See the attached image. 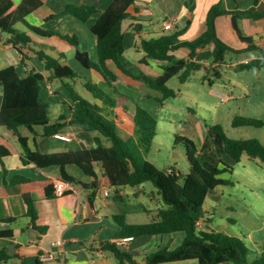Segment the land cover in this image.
<instances>
[{
	"label": "trees",
	"instance_id": "1",
	"mask_svg": "<svg viewBox=\"0 0 264 264\" xmlns=\"http://www.w3.org/2000/svg\"><path fill=\"white\" fill-rule=\"evenodd\" d=\"M82 1V0H75ZM100 1V0H93ZM137 0H114L104 12L94 6L68 5L61 15L50 19L70 15L87 22L94 15L100 14L91 32L97 39V61H93L90 54L80 50V43L76 36L60 33L49 34L46 30L28 23L27 16L30 12L25 6H20L14 11L13 0H0V29L9 35V41L22 58V63L37 58L43 65L48 78L35 69L30 70L26 76L18 74L14 66L0 71V83L4 91L3 106L0 113V130L3 135L15 140L23 149L22 162L26 165L35 164L39 168L60 166L62 181L71 184H82L69 176L65 167L70 164L78 166L86 175L96 177V166H100L105 183L108 187L118 190L123 187L139 188L146 183H152L158 190L162 206L148 223L130 224L125 215L114 217L120 232L115 241L106 244L103 249L112 253L120 264H164L187 261H198L200 264H264V255L249 261V249L245 243L235 237L220 232H206L201 225L205 222V204L211 192L227 181L221 175L232 172L231 165L220 161L224 169L208 168L194 140L186 136H177L176 145H183L186 149L190 172L183 175L174 167L166 171L159 170L148 160V154L157 136L158 122L147 111L139 108L132 117L134 133L124 139L118 135L119 115L122 104L119 99L111 96L93 82L86 80L85 89L93 96L94 101L84 99L76 89L77 79H85L61 60L46 51V47L34 40L57 37L76 49L75 58L86 70L94 71L100 75L113 93L118 92L119 73L145 84L149 89L158 92L161 103L176 98L177 92L169 88V82L178 78L181 84L187 83L191 77L203 67L198 61L202 50L213 47L212 65L223 62L228 54L258 52L260 57L241 63L237 66L239 71L261 70L264 68V49L254 43L252 37L244 36L241 23L244 20L259 21L264 19V12L256 8L242 11H226L223 4L214 5L206 18V31L197 39L183 41L180 38L189 29L196 0H187L185 7L188 18L185 27L172 35H164L154 39L141 38L136 45L142 58L141 65H149L150 61L162 64L163 73L152 77L141 72L126 58L125 36L123 22L132 18L131 8ZM239 5L242 0H235ZM258 0H256L257 2ZM40 4H37V6ZM232 16V24L240 41L246 45L243 50H236L225 43L218 35L216 20L221 16ZM141 23L142 21H137ZM23 25L25 31L17 29ZM137 35L142 30L139 24H132ZM187 51V58H178L175 54ZM208 71L207 74H210ZM220 76V74H218ZM46 79L52 83L58 80L69 92L74 109L72 119L52 122L50 104L45 98L43 83ZM206 79V76L205 78ZM124 112L127 109L122 108ZM68 125H74L84 132L96 134L95 146L91 149L69 151L56 154H44L30 147L29 139L23 136L21 129L34 133L35 128L43 129V136L51 137L60 134ZM233 127H264V122L254 118L235 117ZM212 131L218 134L223 142L224 151L235 162H240L244 155L256 159L264 164V144L258 139L235 140L230 139L222 126L217 125ZM9 148L0 143V161L9 157ZM5 175L7 170L4 166ZM6 185H20L23 188L22 198L26 206V217L35 226L38 211L37 202L40 200L54 199L56 186L52 181L33 182L23 176H15L10 182L5 177ZM86 187V185H83ZM70 194L66 192L65 195ZM17 218H2L0 221L13 224ZM41 233L46 228H38ZM177 233L184 234L183 243L176 249H163L145 257L143 262L128 251H125L118 241L126 238L162 237ZM1 238H12L13 231L0 232ZM14 256L10 249L0 250V264L8 263Z\"/></svg>",
	"mask_w": 264,
	"mask_h": 264
},
{
	"label": "crops",
	"instance_id": "2",
	"mask_svg": "<svg viewBox=\"0 0 264 264\" xmlns=\"http://www.w3.org/2000/svg\"><path fill=\"white\" fill-rule=\"evenodd\" d=\"M113 1L114 0H13L15 5L14 11L20 6H25V9L30 10L27 16L29 24L44 29L50 22L57 21L67 25V27L65 26L64 28L65 33H67L66 35H69V32L72 31L78 40L80 37L77 34V29L73 27V24L79 27V23L75 21L76 18L74 19V17L70 15H64L55 19L50 18L64 13L68 5L94 6L99 12H104L111 6ZM186 1L187 0H137L130 10L132 18L124 21L122 25L126 51L128 48L136 49V45L140 43L141 38L146 39L144 37V25L149 24V26H152L151 24L155 19L162 20L163 27L154 29V37L151 39L164 35H172L176 31L182 30L188 18V11L185 7ZM219 3L223 4V8L226 11H234L236 8L242 11L256 8L259 12H264V0H258L257 2L256 0H242L239 2V5L235 0H196V9L194 11L192 23L180 39L183 41H192L200 37L206 31V18L210 9ZM37 4L40 5L37 6ZM95 16L98 17L93 23H90V30L99 19L100 14L94 15L91 19ZM91 19L87 21V24ZM137 21L142 22L139 23ZM169 21L172 22V28L166 29L165 22ZM134 23L140 25L142 30L141 34L137 35L133 30L132 24ZM216 28L219 37L229 46L236 50H243L246 48V45L240 41L234 29L232 16L226 15L219 17L216 20ZM241 29L244 36L252 37L255 45L264 49V19L259 21L244 20L241 23ZM33 38L36 42L43 44L47 52L53 49L46 43V41H51V38H49L50 40H47L48 38ZM212 50L213 47L202 50L198 56V61L203 64L210 60ZM175 55L178 58H187L188 52L182 50ZM138 56L139 58L137 60L139 61L142 58V54H138ZM75 61L77 62L76 58ZM10 66H14L18 74L22 77L26 76L32 69L43 73L46 78L49 76V73L44 70L42 63L37 58L23 64L20 54L9 41V35L2 32L0 29V71ZM144 66L153 73V75H150L152 77H158L163 73L162 64L156 61H150L149 65ZM216 66L217 65L214 67ZM77 67H80L83 72L87 74H92L90 72H93L100 84L111 90L100 75L94 71L84 69L78 62ZM204 67L203 65L202 69ZM125 79H127V81ZM120 80L127 85L138 82L122 73H119L118 83ZM45 82L48 83V80L46 79ZM48 87L51 88V83ZM51 93L52 91H50V94ZM3 100L4 91L0 83V113ZM66 101L63 103L64 105H57V112L54 117H51L52 122L65 120L68 123L72 119L74 114L73 105L70 104L67 99ZM127 116L131 119L130 127L133 130L131 133L125 132L123 128L125 127V123H123L122 120ZM133 116L134 115L129 114L128 111L124 112L122 108L120 109L119 132L126 138L134 133V126L132 123ZM21 132L23 136L29 139L30 147L33 150H39L44 154L80 151L91 149L95 146L94 138L96 134L84 132L74 125H68L60 134L51 137L43 136V129L41 127L35 128L34 133L24 128L21 129ZM0 143L5 144L11 152L9 157L5 158L2 162L0 161V215L2 218L6 219H18L17 222L13 224L0 221V232L7 230L13 231L12 238L0 237V250L6 248L10 249L11 244L15 245L14 258L4 264H57L55 262H42L39 259L40 254L53 250L52 243L56 241L64 242L65 264H120L112 253L103 249L106 244L115 241L116 235L121 230L116 224L114 217L117 215H125L130 224L148 223L156 215L158 208L163 204L161 200L156 203L155 207L145 204L143 198L144 196H148V194H146L144 191L145 189L141 187L132 189H129L131 187H123L119 189L117 193L116 189L108 187L105 183L100 166L95 167L97 176L90 177L78 166L70 164L65 167L67 174L82 184H71L69 188L70 194L54 199L38 201V218L35 226H33L31 220L25 216L26 206L22 198V186L16 184L6 185L5 177L8 182L15 176H23L33 182L50 180L56 184L58 181L62 180V169L60 166L42 169L35 164H24L22 162V147L9 136L5 137L1 130ZM4 166L7 170V175H5ZM83 185H86V187ZM38 228H46V231L41 233L37 230ZM183 241L184 234L177 233L162 237H141L121 244V247L125 251L135 255L137 260L141 257L142 261H138L143 262L146 256L152 255L163 249H176ZM164 264L200 263L198 261H187Z\"/></svg>",
	"mask_w": 264,
	"mask_h": 264
},
{
	"label": "rangeland",
	"instance_id": "3",
	"mask_svg": "<svg viewBox=\"0 0 264 264\" xmlns=\"http://www.w3.org/2000/svg\"><path fill=\"white\" fill-rule=\"evenodd\" d=\"M97 17L91 19L88 24L74 18L79 23V27L73 24L80 37V50L87 51L93 61H97V45L90 30V23H93ZM151 25H144L146 39L154 37V29L163 27L162 20L158 19H155ZM65 26L67 27L66 24L52 21L44 27V30L51 35L53 33L66 35ZM17 29L25 31L21 24ZM69 36L73 37L74 33L69 32ZM46 43L53 48L48 54L57 59L63 55L61 62L69 65L79 76L85 78L81 81L77 79L76 83V89L84 99L94 101L93 96L83 85L89 80L119 99L122 108L127 109L129 114L135 115L141 108L157 120V136L148 154V160L159 170L166 171L174 167L183 175L190 172L185 147L175 144L177 136H186L196 142L206 167L224 169L220 161L231 165L233 171L221 175V178L227 181V185L217 188L208 196L204 207L205 222L202 223L201 228L206 232H220L242 240L249 249V261L264 255V164L246 155L240 162L233 161L224 151L221 137L212 131L214 126L220 125L230 139H258L264 144V127L235 128L232 125L237 116L264 122V68L251 71L237 69L242 62L260 57L258 52L228 54L223 62L216 67L214 65L213 68L212 59L204 62L205 67L196 72L187 83L181 84L177 77L172 79L168 86L178 95L161 103L158 99L161 95L147 88L140 81L127 85L120 80L117 86L121 96L115 95L113 91L100 84L93 72L87 74L77 67L75 48L57 37H52L51 41ZM138 54L136 49L128 48L126 58L141 72L153 75L147 67L139 64ZM208 71L211 73L207 74ZM49 84V81L44 82L43 87L50 104V116L54 117L57 105H64L66 99L70 104L72 102L69 92L60 81H53L51 88L48 87ZM217 94L229 96L231 99L223 102L216 96ZM122 121L125 127H129H123L124 131L133 132L130 127V117L127 116ZM118 135L126 139L120 132ZM141 188L148 194L143 198L144 203L155 207L161 200L158 190L149 182ZM138 260L142 261V258L139 257Z\"/></svg>",
	"mask_w": 264,
	"mask_h": 264
},
{
	"label": "built area",
	"instance_id": "4",
	"mask_svg": "<svg viewBox=\"0 0 264 264\" xmlns=\"http://www.w3.org/2000/svg\"><path fill=\"white\" fill-rule=\"evenodd\" d=\"M165 28L171 29L172 22H165ZM218 98H220L223 102H228L231 98L229 96L217 94ZM56 196L62 197L65 195L66 192L69 191L71 187V183H66L62 180L58 181L56 184ZM133 238H126L124 240L118 241V244H124L126 242L132 241ZM53 250L50 252L42 253L39 255V259L42 262H55L57 264H65V250H64V242L63 241H56L52 243Z\"/></svg>",
	"mask_w": 264,
	"mask_h": 264
},
{
	"label": "water",
	"instance_id": "5",
	"mask_svg": "<svg viewBox=\"0 0 264 264\" xmlns=\"http://www.w3.org/2000/svg\"><path fill=\"white\" fill-rule=\"evenodd\" d=\"M10 252H11V255L13 256L14 252H15V245L14 244L10 245Z\"/></svg>",
	"mask_w": 264,
	"mask_h": 264
}]
</instances>
